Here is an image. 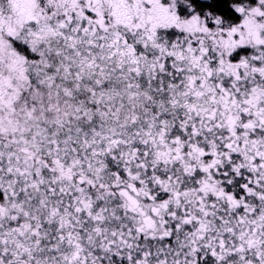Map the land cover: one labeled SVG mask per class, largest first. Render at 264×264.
Listing matches in <instances>:
<instances>
[{
    "label": "snow or ice",
    "instance_id": "6c2138e0",
    "mask_svg": "<svg viewBox=\"0 0 264 264\" xmlns=\"http://www.w3.org/2000/svg\"><path fill=\"white\" fill-rule=\"evenodd\" d=\"M0 264H264V0H0Z\"/></svg>",
    "mask_w": 264,
    "mask_h": 264
}]
</instances>
